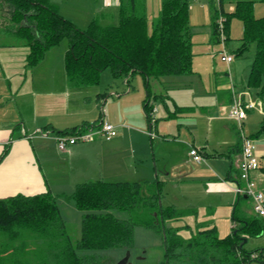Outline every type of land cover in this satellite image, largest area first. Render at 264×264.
<instances>
[{"label":"trees","instance_id":"16d2710c","mask_svg":"<svg viewBox=\"0 0 264 264\" xmlns=\"http://www.w3.org/2000/svg\"><path fill=\"white\" fill-rule=\"evenodd\" d=\"M257 2L264 0H237L235 10L226 12L225 0H219L220 14H214L212 42H221L217 27L220 15L226 19V46L231 21L240 19L243 37L235 56H242L252 44L256 45L247 86L264 94V17L254 14ZM2 4L11 9L14 27L4 33L28 47V67L38 66L49 51L67 41L64 67L68 82L75 87L97 86L108 69L128 84L131 77L140 74L148 92L144 112L150 125L154 113L150 80L194 74L190 0H162L160 17L151 30L147 0H120L118 25H102L96 16L84 30L65 18L53 0H0ZM102 95L105 97L106 93ZM78 129L86 131L89 126L71 128L58 135H72ZM262 134L264 126L259 132ZM162 185L160 180H97L77 185L69 196L82 212L81 236L75 246L67 235L58 196L46 192L2 199L0 264H105L98 256L80 252L128 251L134 245L135 226L161 235L162 264H264V248H246L250 238L264 234V219L254 212L240 213L239 204L245 196L237 197L232 213V220L238 225L221 237L213 219H201L197 208L164 205ZM116 212H125L128 218L121 219Z\"/></svg>","mask_w":264,"mask_h":264},{"label":"crops","instance_id":"0c3cea01","mask_svg":"<svg viewBox=\"0 0 264 264\" xmlns=\"http://www.w3.org/2000/svg\"><path fill=\"white\" fill-rule=\"evenodd\" d=\"M233 1L235 0H229V2L234 3ZM199 2L204 3V0H190L192 32L195 36L194 30H202L212 41L214 14H220V11H214L212 18L205 12L204 21H198L193 15L191 7ZM91 3H93L91 8L102 11L93 16L96 17L101 14L100 18L105 20L106 24L112 22L111 17L114 18L116 11L119 15L120 0H92ZM62 4H58L60 13L71 20L73 18V3H65L62 0ZM76 5L80 6L77 3ZM231 6L236 5L234 3ZM234 8L231 7L228 11L233 12ZM87 9L90 10L88 7ZM254 14L257 18L264 16V3H255ZM208 18L211 21L210 24L206 25ZM11 24L9 17L3 19L0 17V200L19 194L33 196L50 192L58 196L60 201L63 198L62 194H72L79 184L97 180L105 181V178L129 177L131 163H128V160L132 161L134 157L140 160L145 158L144 150L141 147V149H137V145L139 146V143L143 142L142 140L148 132L142 116L137 114V116L139 115L138 123L133 121L127 123L122 109L118 107L125 98L119 101L109 100L106 116L104 108H106L108 101L104 99L102 102L101 99L106 98L107 92L105 97L102 93L98 94L97 103L95 106L93 105V110L83 112L85 104L80 98H75L78 95V90L74 92V88L80 89V87L77 88L69 82L66 83L64 54L61 58V65L59 60L57 63L59 67L56 66L59 74L61 73V75H57V80H54V76L56 77L54 73L49 76L46 68L49 65L44 67L47 55L38 66L28 67L26 63L29 54L28 47L11 34L4 33V31L14 29ZM86 24H89V21ZM7 36L15 39L4 41V37ZM229 37L231 40L230 35ZM230 40L228 44H230ZM231 55L235 56V52ZM235 61L236 56L232 65L228 66L229 72L225 74L229 76L228 74L232 73L237 79L240 69L235 65ZM252 61L248 65L249 70H251ZM247 72L241 73L243 77L240 78L241 83L238 82L234 87L239 94L249 91L252 99L258 103L256 110L248 111L245 131L248 136L255 140L260 164L259 169L252 174V178L257 183L258 189L264 193V134L259 135L264 126V94L248 88L250 72ZM194 73H197L196 68ZM215 83H217L216 79ZM241 84L244 86L243 88ZM203 87V91L201 90L200 93L204 97L201 103L204 104L201 107L204 117L200 115V118L206 119L207 124L205 128L203 126L196 127L190 133L194 137L191 144L204 157L205 163H194L187 151L185 165L190 163L192 166L187 167L181 164L176 167L171 166V171L178 168L175 172H181L186 169L187 175L180 180V183L190 184L191 191L194 186L198 187L201 193L200 199L204 197L201 199L203 201L201 205L195 203L200 201L197 199L184 208H197L201 219L209 217L213 219L214 223L225 218V221H228V228L232 229L237 226L233 220L231 223L229 221L232 219L235 204L238 202L234 185L239 176L241 153L236 126L227 117L233 101L232 87L229 85L223 87L221 84L216 85L214 89L209 86ZM129 97L130 95L126 98ZM90 101L92 103V99ZM175 107V113L180 115L195 112L194 106L175 103ZM184 107L186 110H178ZM97 110H100V117L90 123V120L95 118ZM154 110L156 109L154 108ZM103 121H107L116 127L118 134L115 138L106 140L104 144L96 135L92 141L77 143L69 146L65 151L58 150L56 142V137L59 136L58 132L83 126H89V130L93 131ZM120 126L123 127L119 131ZM161 129L166 131L164 128ZM198 129L200 132L197 131ZM39 130L45 132V135H41ZM148 133L152 135V125H150ZM199 133L201 136L198 135ZM135 134L138 137L137 145L126 148L124 144L128 139H133ZM161 136L164 145H168L171 139L165 133ZM94 154L98 160L95 163H103L101 168L98 165L99 170L97 167L93 169L91 165L94 162L92 159ZM144 164L145 162H142L140 166L142 169L140 177L137 175L133 181L126 182H150L146 177V169L142 168ZM164 173L165 178H171L167 169ZM156 180H160L164 184V180L159 179L157 175ZM239 207L238 210L242 215L253 214L250 199L244 197Z\"/></svg>","mask_w":264,"mask_h":264},{"label":"rangeland","instance_id":"374dc122","mask_svg":"<svg viewBox=\"0 0 264 264\" xmlns=\"http://www.w3.org/2000/svg\"><path fill=\"white\" fill-rule=\"evenodd\" d=\"M53 1L57 4H62V0ZM63 1H65V3H73V18L71 19V21L83 30L88 26V24H86L87 21H89V23L92 21V17H94V14H99L100 12H102L91 8V6L93 5V3H91L92 0ZM76 3L80 6H77ZM233 4L234 3L229 2V0H225V11L229 12L228 10L231 7L234 8L235 6H231ZM62 6L63 4L61 5V7ZM87 7L90 8V10H88ZM161 7L162 0H147V16L150 30L160 17ZM191 10L198 21H204L205 12L209 15L210 18H212V14L214 11H220L219 0H204V3L199 2L198 4H193ZM10 13L11 9L7 4L0 5L1 19L7 17L10 18ZM99 17H101V14L99 15ZM112 17V22H108V24H106L105 20H102L101 18H99L98 20L102 25H118L120 17L117 11L116 13H114V18ZM210 18H208V22L206 23V25L210 24ZM230 29L231 40L226 49L229 53H233L237 50L240 44V40L243 37L242 21L240 19L234 18L230 23ZM200 31L194 30L195 36L193 67L194 70L196 68L197 73H194L190 76H167L162 78L161 81H158L157 79L150 80L149 90L152 94L151 102L153 108L156 109L152 116V135L148 133L150 130V123L148 122L143 110V102L146 99L148 92L143 81L144 79L140 74H135L133 77H131L130 83L128 84L126 79L117 78L112 74L110 69H108L102 73L100 83L97 86L81 87L83 89L74 88V92H77L78 90V95L75 98H80L83 104H85L83 112L93 110V105L95 106L97 103L98 94H104L107 92L106 98L101 99L102 102H104V99L108 101L106 108H104L106 116L107 109H109V100L119 101L120 99L125 98L122 100L123 102L118 107L122 109L127 123H130L132 121L138 123L139 115L137 116V114H140V116H142L143 120L146 123L148 132L147 135H145V138L142 140L143 142L139 143V146L137 145L138 137L136 136V134L134 135L133 139H128L124 144L126 148H129L131 146L135 147L136 145L138 147L137 149L142 148L144 150L145 158L140 160L139 158L134 157L132 161L128 160V163H131L129 177L123 176L117 179L105 178V181H133L137 175V177H140L142 171L140 166L142 162H145L142 168L144 170L146 169V177L150 182L155 181L156 175L159 179L162 178L164 180L162 189L165 193V198L163 199V204L175 205L180 208L187 207V204L189 205L190 203H193L192 201L200 199L201 195L198 187L194 186L193 190L191 191L192 187L190 184L180 183V180L187 175L185 172L186 169L181 172H175L178 170V168L171 171V166L176 167L180 166V164L185 165L187 151L189 153L190 148L194 146L193 144H191L194 141V137L192 136L190 131L193 132L196 127L198 128L203 126L205 128L207 124L206 119L200 118V115L201 117H204V114H202L201 112V107L204 105L201 103L204 100V97H202L203 94L200 93V91H203V86H209L214 89L218 84H221L223 87H226L228 85L232 87V84L235 85L238 82L241 83L240 78H243L241 73H246L247 71V73H249L251 71L249 70L248 65L250 64L251 60L254 59L256 52V45L252 44L246 53H244L242 56L236 57L235 65L238 67V69H240L238 73L239 78L236 79V76L234 74L232 75V73H230L231 76L230 74H228L229 76H226L225 73L229 72V69L227 64L221 61V52L224 51L223 45L220 42H212L209 37L205 35V33H203L202 30ZM14 39L15 38L13 37H4V41H13ZM67 48L68 42L64 41L59 46L55 47L47 53L44 67L49 65L48 67H46L47 72L49 73V76L53 73L56 75V77L54 76V80H57V75H61V73L59 74L58 72L57 67L59 66H57V63H59L60 60L61 65V58ZM215 79L217 80V83H215ZM67 82L68 80H66V83ZM243 87L244 86H242V88ZM157 94L158 97L155 98ZM128 95H130V97L126 98ZM90 99H92V103ZM206 100L208 99L206 98ZM191 102L193 103V105H191ZM175 103L185 106H194L195 112L193 114L186 113L185 115L175 113ZM113 108L117 109L115 107ZM184 109L186 110L185 107ZM95 115V118H92L90 120V123H93V121H95L94 119L100 117V110H97V113ZM92 117L94 116L92 115ZM245 122L244 130L246 129ZM235 126L237 135H239V128L236 124ZM120 127L121 128H119V131L123 126ZM161 128L166 129V131H163ZM199 129L197 131L200 132ZM163 133L167 134V136L171 139L168 145H164V141H162L161 135H163ZM198 135L201 136L200 133ZM98 138H100L102 143L105 144L106 140L104 139V137L98 136ZM94 139L95 137L93 138V140ZM92 159L94 161L91 164L93 166V169L94 167L98 168L100 166L101 168L103 166V163H95V161L97 160L95 154L92 156ZM166 166L167 168H165ZM185 166L190 167L192 165H190L189 163V165ZM166 169L167 172H170L171 178L169 179L163 176ZM62 195L63 198L59 201L61 214L63 220L66 223L67 235L70 238L73 246H75L81 236L82 212L76 208L74 201L69 198V196L72 194ZM203 198L204 197H201V199ZM201 199L200 201L195 203H197V205H201L203 203ZM115 214L121 219L128 218V214L125 212H116ZM229 222L231 223L232 219H230ZM235 223L237 224V222ZM215 224L218 227V232L221 237H225L231 232V229L228 228V221H225V218H223V220H219L217 223L215 222ZM246 248L249 250L264 248V234L259 237L250 238L247 242ZM127 252H130V258L127 264H162L164 261V244L161 235L155 233L151 229H147L141 226L134 227V245L132 249L128 251L121 249L104 252H80V254L84 253L87 255L98 256V258H101L102 261L105 262V264H120L125 259ZM252 264L261 263L253 262Z\"/></svg>","mask_w":264,"mask_h":264},{"label":"built area","instance_id":"2783aa9c","mask_svg":"<svg viewBox=\"0 0 264 264\" xmlns=\"http://www.w3.org/2000/svg\"><path fill=\"white\" fill-rule=\"evenodd\" d=\"M225 20V17L220 15L217 20V27L221 40L220 43L224 47V51L221 52V61L227 64V66H230L234 61V57L230 55L226 49ZM232 92L233 101L227 117L238 126V137L241 145L239 182L234 185V192L237 197L245 196L246 198H249L255 215L264 219V193L258 189L257 183L252 178V174L260 167L257 147L255 140L248 136L244 130V122L247 119L248 111L258 108V103L252 99V95L249 91L239 94L235 91L234 86L232 85ZM94 130L84 131L78 129L72 135L57 136L56 142L58 150L65 151L69 146H73L77 143L92 141L96 135L104 137L106 140H111L118 134L116 127L107 121L101 122L99 126L96 127V130ZM39 133L45 135V132L41 130H39ZM188 154L196 164L205 162L204 157L194 146L190 148Z\"/></svg>","mask_w":264,"mask_h":264},{"label":"water","instance_id":"95a60500","mask_svg":"<svg viewBox=\"0 0 264 264\" xmlns=\"http://www.w3.org/2000/svg\"><path fill=\"white\" fill-rule=\"evenodd\" d=\"M161 205V202H160ZM247 242V240H245L242 244L241 247ZM130 258V252H127L125 259L120 263V264H127L128 260Z\"/></svg>","mask_w":264,"mask_h":264}]
</instances>
